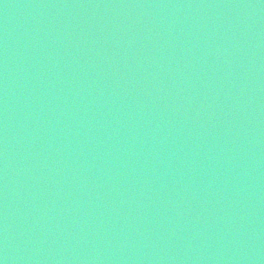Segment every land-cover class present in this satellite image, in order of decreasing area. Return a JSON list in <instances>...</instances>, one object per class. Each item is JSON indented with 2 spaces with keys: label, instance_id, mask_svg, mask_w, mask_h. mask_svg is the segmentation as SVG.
Returning <instances> with one entry per match:
<instances>
[{
  "label": "water",
  "instance_id": "water-1",
  "mask_svg": "<svg viewBox=\"0 0 264 264\" xmlns=\"http://www.w3.org/2000/svg\"><path fill=\"white\" fill-rule=\"evenodd\" d=\"M0 264H264V0H0Z\"/></svg>",
  "mask_w": 264,
  "mask_h": 264
}]
</instances>
